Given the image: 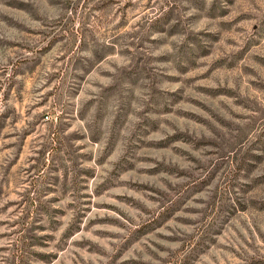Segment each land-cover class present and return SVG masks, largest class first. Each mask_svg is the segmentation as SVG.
I'll return each instance as SVG.
<instances>
[{
  "label": "rangeland",
  "instance_id": "obj_1",
  "mask_svg": "<svg viewBox=\"0 0 264 264\" xmlns=\"http://www.w3.org/2000/svg\"><path fill=\"white\" fill-rule=\"evenodd\" d=\"M0 264H264V0H0Z\"/></svg>",
  "mask_w": 264,
  "mask_h": 264
}]
</instances>
